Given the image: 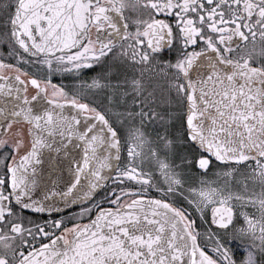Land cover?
Instances as JSON below:
<instances>
[{"label":"snow or ice","instance_id":"snow-or-ice-1","mask_svg":"<svg viewBox=\"0 0 264 264\" xmlns=\"http://www.w3.org/2000/svg\"><path fill=\"white\" fill-rule=\"evenodd\" d=\"M0 264H264V0H0Z\"/></svg>","mask_w":264,"mask_h":264}]
</instances>
